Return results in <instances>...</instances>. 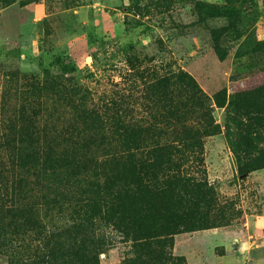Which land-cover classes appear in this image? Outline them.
I'll return each mask as SVG.
<instances>
[{
  "label": "rangeland",
  "instance_id": "obj_1",
  "mask_svg": "<svg viewBox=\"0 0 264 264\" xmlns=\"http://www.w3.org/2000/svg\"><path fill=\"white\" fill-rule=\"evenodd\" d=\"M203 5L220 16L207 17ZM214 28L223 30L218 47ZM263 42L264 0H0V264L15 245L44 251L43 235L93 179L70 159L96 148L91 133L110 130L112 113L145 124L161 111L150 86L176 70L210 98L224 90L225 104H213L215 132L202 138L201 176L217 205L206 228L173 234L172 257L264 264V168L238 175L230 145L244 147L243 129L252 147L264 148V106H228L264 85ZM128 250L117 243L98 264H120Z\"/></svg>",
  "mask_w": 264,
  "mask_h": 264
},
{
  "label": "trees",
  "instance_id": "obj_2",
  "mask_svg": "<svg viewBox=\"0 0 264 264\" xmlns=\"http://www.w3.org/2000/svg\"><path fill=\"white\" fill-rule=\"evenodd\" d=\"M200 7L207 17L221 14ZM222 31L210 30L216 47ZM150 91L156 101L163 98L161 111L150 114L145 124L112 113L110 130L94 129L96 148L82 159H70L74 169L91 172L86 191L61 225L43 235L47 246L42 253L24 254L15 245L8 264H98L99 254L117 243L129 248L120 264H176L170 252L173 234L208 226V212L217 202L201 176L202 138L215 132L212 108L224 106L225 91L210 98L181 70L155 79ZM233 105L262 111L264 85L236 93L228 103ZM239 130L244 147L230 144L237 174L264 168V148L252 147L251 132ZM23 235L15 234L18 240Z\"/></svg>",
  "mask_w": 264,
  "mask_h": 264
},
{
  "label": "crops",
  "instance_id": "obj_3",
  "mask_svg": "<svg viewBox=\"0 0 264 264\" xmlns=\"http://www.w3.org/2000/svg\"><path fill=\"white\" fill-rule=\"evenodd\" d=\"M261 220H262V219L255 221V225H254V227H255L256 229L259 228V226L256 225V223H257L258 221H261ZM262 222H264V221H262ZM260 228H263V227H260Z\"/></svg>",
  "mask_w": 264,
  "mask_h": 264
}]
</instances>
